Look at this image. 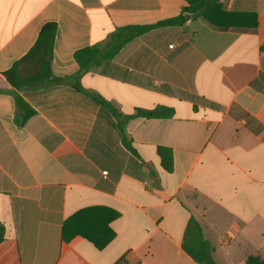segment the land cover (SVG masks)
I'll return each instance as SVG.
<instances>
[{
    "label": "crops",
    "instance_id": "0c3cea01",
    "mask_svg": "<svg viewBox=\"0 0 264 264\" xmlns=\"http://www.w3.org/2000/svg\"><path fill=\"white\" fill-rule=\"evenodd\" d=\"M219 3L255 14L256 27L218 28L189 13L81 77L123 114L173 110L129 120V149L87 94L67 84L13 90L2 73L47 22L56 24L52 72L67 77L76 50L115 27L175 17L187 1L0 0V264H198L182 246L191 219L216 264L264 256V0ZM159 146L171 150L170 172ZM83 210L80 231L114 234L102 249L81 235L61 239Z\"/></svg>",
    "mask_w": 264,
    "mask_h": 264
},
{
    "label": "trees",
    "instance_id": "16d2710c",
    "mask_svg": "<svg viewBox=\"0 0 264 264\" xmlns=\"http://www.w3.org/2000/svg\"><path fill=\"white\" fill-rule=\"evenodd\" d=\"M188 5L172 18L160 20L146 25H124L115 27L103 43L93 44L76 50L73 59L77 64V71L72 76L56 77L51 69L53 44L56 33V24L47 22L42 25L37 38L29 51L20 59L15 61L11 67L2 73L6 82L13 90L22 88H33L51 84H67L76 91L87 94L93 101L111 112L117 121L121 141L130 149L129 141L125 134L126 123L135 118H169L173 116V110L166 107H155L151 110L135 109L132 114H123L112 106L110 102L82 88L81 77L92 67H97L103 62L112 59L119 50L132 39L142 36L152 30L162 27L181 26L185 23V13L202 17L209 24L218 28H241L254 29L256 17L253 13L227 12L220 8L219 0H186ZM18 101V100H17ZM22 123L20 122V125ZM156 154L159 157L161 167L170 172L173 168L171 150L165 147H157ZM89 210H83L70 217L61 228V239L67 242L73 235H81L95 246L102 249L114 236L113 232L105 226L98 235L80 231L77 225L78 217L86 214ZM117 217L112 212L111 219ZM3 227L0 225V242L2 240ZM183 250L198 264H216L212 257L213 248L203 238L201 227L191 219L183 236ZM244 264H264V256L258 254L248 255Z\"/></svg>",
    "mask_w": 264,
    "mask_h": 264
},
{
    "label": "water",
    "instance_id": "95a60500",
    "mask_svg": "<svg viewBox=\"0 0 264 264\" xmlns=\"http://www.w3.org/2000/svg\"><path fill=\"white\" fill-rule=\"evenodd\" d=\"M184 16H185V20H186L187 22H189V21L191 20V18H192V15L189 14V13H185Z\"/></svg>",
    "mask_w": 264,
    "mask_h": 264
},
{
    "label": "built area",
    "instance_id": "2783aa9c",
    "mask_svg": "<svg viewBox=\"0 0 264 264\" xmlns=\"http://www.w3.org/2000/svg\"><path fill=\"white\" fill-rule=\"evenodd\" d=\"M105 173V172H104Z\"/></svg>",
    "mask_w": 264,
    "mask_h": 264
}]
</instances>
